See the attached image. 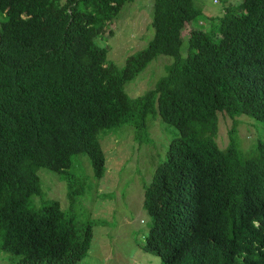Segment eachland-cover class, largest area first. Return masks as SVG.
I'll use <instances>...</instances> for the list:
<instances>
[{"label": "trees", "instance_id": "1", "mask_svg": "<svg viewBox=\"0 0 264 264\" xmlns=\"http://www.w3.org/2000/svg\"><path fill=\"white\" fill-rule=\"evenodd\" d=\"M134 1L0 0V253L11 258L0 264L84 261L92 224L57 201L32 207L37 170L62 175L73 208L90 191L74 158L103 179L101 133L129 124L143 145L151 115L178 135L144 189V251L160 264H264V144L245 152L237 130L241 116L264 122V0H242L206 29L195 0H154L153 39L118 68L107 35ZM160 56L173 59L166 75L130 99L126 84ZM221 115L233 122L225 147Z\"/></svg>", "mask_w": 264, "mask_h": 264}, {"label": "rangeland", "instance_id": "2", "mask_svg": "<svg viewBox=\"0 0 264 264\" xmlns=\"http://www.w3.org/2000/svg\"><path fill=\"white\" fill-rule=\"evenodd\" d=\"M241 3L242 0H195L203 14L194 23L197 25L201 20V23H206V26H202L206 29L208 21L218 22L228 8H239ZM153 6L154 0L127 3L112 25L114 36L111 38L107 35L106 41L108 59L118 68L125 67L127 58L146 49L153 39ZM1 20L5 18L0 15ZM187 44L185 41L184 46ZM102 46H105L104 42ZM172 61L166 56L157 58L126 84L127 96L130 99L144 96L166 75V67ZM139 111L134 112L133 119L141 124ZM238 120V135L245 152L250 145L264 144V122L247 116H241ZM232 126L231 119L220 116L218 142L221 147L228 144ZM130 127L127 124L101 133L100 143L107 157L103 179L94 177L87 156L74 158L78 172L76 177L86 179L90 191L79 197L73 208L70 205V190L62 175L45 168L37 170L41 195L30 199L32 207L41 209L57 201L63 211L74 216L78 223L92 224L93 242L88 256L80 264H160L156 256L143 249L153 225V218L144 209V189L151 184L156 169L165 161L168 147L176 139L178 131L160 117L151 115L148 129H142L140 133L138 141L143 144L140 145L134 140L135 129ZM3 256L7 262L11 260L8 255L0 253V259Z\"/></svg>", "mask_w": 264, "mask_h": 264}]
</instances>
